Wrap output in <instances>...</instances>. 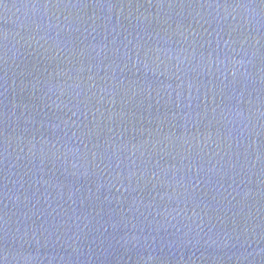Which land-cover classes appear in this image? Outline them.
<instances>
[{
  "label": "water",
  "instance_id": "water-1",
  "mask_svg": "<svg viewBox=\"0 0 264 264\" xmlns=\"http://www.w3.org/2000/svg\"><path fill=\"white\" fill-rule=\"evenodd\" d=\"M0 264H264V0H0Z\"/></svg>",
  "mask_w": 264,
  "mask_h": 264
}]
</instances>
